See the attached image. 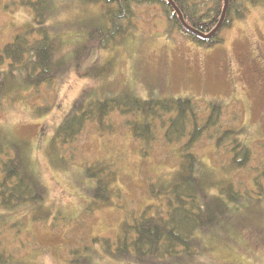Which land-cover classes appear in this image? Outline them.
Segmentation results:
<instances>
[{
	"label": "rangeland",
	"instance_id": "obj_1",
	"mask_svg": "<svg viewBox=\"0 0 264 264\" xmlns=\"http://www.w3.org/2000/svg\"><path fill=\"white\" fill-rule=\"evenodd\" d=\"M51 1L48 26L61 47L55 59H69L84 40L88 23L98 22L102 11L77 0ZM246 7L244 17L222 32L223 42L204 49L177 34L168 36L158 7L134 6L130 33L108 50L92 47L79 66L84 73L90 66L110 64L107 74L79 77L68 70L50 84L11 90L0 98V131L9 140L28 144L31 168L45 189L43 209L51 214L37 221L34 205L0 209V252L9 255V264H69V253L77 248L87 264H138L113 259L92 240L115 241L125 220L130 222L149 204L160 205L150 197L149 186L170 182L186 137L168 144L156 119L154 140H136L126 125L131 118L112 113L100 129L87 123L74 143L60 146L53 142L54 135L81 95L85 101H102L129 90L143 100L187 99L195 104L199 126L208 103H220L217 126L205 132L192 152L210 180L231 182L242 193L254 189L253 177L264 172V1ZM32 18L30 9L15 0H0V49L31 26ZM227 129L238 130L239 139L250 149L242 168L231 163L229 147L214 146ZM97 162L111 165L108 170L116 176L110 184L109 206L91 212L85 208L92 200L94 181L84 170ZM259 181L264 191V179ZM254 209L257 219L242 220L236 243L217 241L201 264H264V199Z\"/></svg>",
	"mask_w": 264,
	"mask_h": 264
},
{
	"label": "trees",
	"instance_id": "obj_2",
	"mask_svg": "<svg viewBox=\"0 0 264 264\" xmlns=\"http://www.w3.org/2000/svg\"><path fill=\"white\" fill-rule=\"evenodd\" d=\"M15 1L30 9L33 18L31 26L0 49V98L4 99L11 90L50 84L68 70L76 71L79 77L107 74L110 64L90 66L84 73L79 66L92 47L108 50L130 33L134 6L158 7L165 18L168 36L177 34L198 47L209 49L223 42L221 34L233 21L244 17L247 3L258 5L264 0H209L207 5L196 0H77L98 6L102 15L98 22L87 24L84 40L72 49L70 58L57 60L55 55L61 48L60 43L50 34L48 26L53 14L52 1ZM84 99L81 95L72 105L58 126L53 142L71 145L87 123H96L100 129L102 120L112 113L131 118L126 120V125L136 140L146 143L154 140L152 124L156 119L164 127L163 137L168 144L186 137L180 149L179 167L170 182L149 186L150 197L160 205L149 204L130 222L125 220L115 241L92 240L113 259L138 264H201L200 260L208 258L217 241L223 240L224 245L236 243L234 236L240 234L242 220L253 223L257 219L254 208H259L264 199L259 181L264 179V172L253 177L254 189L242 193L231 182L210 180L192 152L205 132L217 126L222 112L220 103H208L206 117L199 126V113L187 99L143 100L129 90L102 101ZM238 132L221 131L214 141L216 149L229 147L231 163L236 169L246 165L251 153ZM109 166L97 162L85 168L86 177L94 181L90 190L92 200L85 210L93 212L109 206L110 184L116 176L114 170H108ZM214 189L216 193H210ZM44 201L45 189L31 168L28 144L24 140H9L0 131V209L13 211L20 206L34 205L37 210L33 217L42 221L51 215L44 211ZM4 253L0 252V264H9V255ZM69 254V264H87V257L82 256L79 248Z\"/></svg>",
	"mask_w": 264,
	"mask_h": 264
},
{
	"label": "water",
	"instance_id": "obj_3",
	"mask_svg": "<svg viewBox=\"0 0 264 264\" xmlns=\"http://www.w3.org/2000/svg\"><path fill=\"white\" fill-rule=\"evenodd\" d=\"M225 8H226V2H225V5H224V8H223V11H222V16L224 15ZM176 12L180 16V13H179V11L177 9H176Z\"/></svg>",
	"mask_w": 264,
	"mask_h": 264
}]
</instances>
